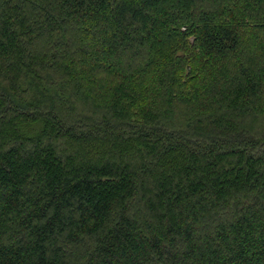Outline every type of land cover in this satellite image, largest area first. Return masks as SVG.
<instances>
[{
	"label": "trees",
	"instance_id": "16d2710c",
	"mask_svg": "<svg viewBox=\"0 0 264 264\" xmlns=\"http://www.w3.org/2000/svg\"><path fill=\"white\" fill-rule=\"evenodd\" d=\"M0 264H264V0H0Z\"/></svg>",
	"mask_w": 264,
	"mask_h": 264
}]
</instances>
